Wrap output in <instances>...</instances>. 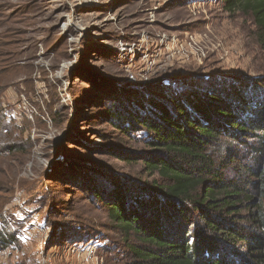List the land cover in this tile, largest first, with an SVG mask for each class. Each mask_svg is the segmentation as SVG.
<instances>
[{"label": "rangeland", "instance_id": "rangeland-1", "mask_svg": "<svg viewBox=\"0 0 264 264\" xmlns=\"http://www.w3.org/2000/svg\"><path fill=\"white\" fill-rule=\"evenodd\" d=\"M0 61V107L27 144L24 159H0V227L23 238L0 264L129 262L135 238L92 188L158 179L146 134L110 124L115 99L202 82L264 93L253 19L221 0H0Z\"/></svg>", "mask_w": 264, "mask_h": 264}, {"label": "trees", "instance_id": "trees-1", "mask_svg": "<svg viewBox=\"0 0 264 264\" xmlns=\"http://www.w3.org/2000/svg\"><path fill=\"white\" fill-rule=\"evenodd\" d=\"M221 3L252 17L264 52V0ZM246 91L202 82L114 100L110 124L146 134L143 165L158 179L112 184L105 196L92 188L123 239L135 238L124 241L127 264H264V93ZM13 133L0 107V159H24L27 144ZM9 227H0V250L19 241Z\"/></svg>", "mask_w": 264, "mask_h": 264}, {"label": "built area", "instance_id": "built-area-1", "mask_svg": "<svg viewBox=\"0 0 264 264\" xmlns=\"http://www.w3.org/2000/svg\"><path fill=\"white\" fill-rule=\"evenodd\" d=\"M18 234V233H17ZM16 234V236H17V238H18V235ZM26 237V236H25ZM20 239H23V238H18V240H20Z\"/></svg>", "mask_w": 264, "mask_h": 264}]
</instances>
